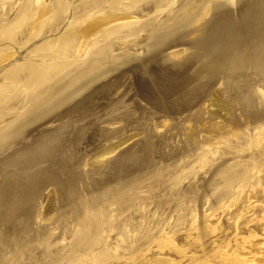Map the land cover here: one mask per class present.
<instances>
[{
    "label": "rangeland",
    "instance_id": "rangeland-1",
    "mask_svg": "<svg viewBox=\"0 0 264 264\" xmlns=\"http://www.w3.org/2000/svg\"><path fill=\"white\" fill-rule=\"evenodd\" d=\"M9 1L10 0H0V22L4 21V19L15 22V18L23 6V3L27 2V0ZM61 1L62 0L59 2L58 0L56 3L59 4ZM64 1L65 0H63V2ZM231 1L163 0L160 5L159 3L149 4L147 0H145V2L143 0H138V2H136L137 4L131 2L130 4L134 5L133 7H136V9L138 8L137 10L140 11L138 13V11L129 4L130 7H132L131 10L133 11L134 9L136 15L137 13L140 14V16L142 15L140 18H138L139 15H137L138 17L135 16L134 19L139 20H133L135 23L139 22V24L142 25L138 26L140 27L139 29L136 27V31L134 29L130 30V28L127 30L124 29L125 31H118L115 33V36H109L111 38L110 40L109 37L105 40L106 44L105 41L101 44H104L105 46L103 45V47L107 50L105 51L101 46L103 54L108 52L104 55L106 58L112 57L113 52L115 51L113 58H115L114 63L116 65L109 62L103 63L104 65L102 63L95 65L94 68H98V71L101 70L98 72L100 76L86 72L89 67L92 70V65L89 66V64L85 62V65L77 64V62L82 63L88 55L86 58L83 56L80 60H77V62L72 63V65L76 64L78 69H75L77 68L76 65L71 66L69 64L68 67L70 68L71 66L70 70L72 71L66 67L67 71L64 70L62 72H66V75L62 73L59 74L57 70L54 71L49 69V66L47 65L52 64L55 61L53 59H56L55 57H57L58 54L53 53V55H51L49 54L51 51H49L48 47L45 49L46 45L44 43H46L45 38H47V35L39 37V39L36 38V42L38 41L39 43L40 40L41 44H38L33 40V43L25 45L26 48H21V50L24 49L20 53L21 57L25 55L24 57L27 56L28 58H26V60H24L25 58H21L22 61L27 62L28 60L30 63V60L35 57L33 61H36L37 59V61H41V68L43 70L42 72L40 67L32 66L33 68L30 67V70L28 68L25 72L26 76L29 78L31 74L37 75L39 72L40 75L43 74L44 76V69H49V72H47L48 70H45L47 74H45L46 77H44L48 80L46 83L52 85V91H50V85H48V87L45 88V91H48V93L44 91L39 94L41 91L34 89V86H24V84L20 82L12 83L10 81V83L8 79L0 80V123L2 124H0V261L2 264H13V262H16L17 264H33L34 262H36L34 264H59L56 263V261L59 262L58 259H60L59 257L62 254H64L62 257H64L65 254H68L67 257H72L71 255L74 257V253L76 251L79 252L80 249L82 250L86 245L89 247L93 246L92 244H89L91 238H89V240L86 238H88L90 234L93 236L94 233L96 234V232L98 233V231L104 229H101V227H103L104 219L101 220L100 218H105L106 211L109 209L107 202L110 201L109 199L111 195V198H114L123 193V184L127 179H135L138 178V176L140 178L142 173H144L142 178L146 175L150 176L148 173L149 171L152 172V168L153 172L152 174H149L155 176L154 179H163L165 178L164 176L170 178L172 176L171 179L174 178V181H177V179H187L193 182L194 180L202 181L207 180L208 178L213 181V179H216L221 175L218 171L223 164L229 161V163H232L231 160L234 159L239 163L238 167L240 168L237 167L239 170H243L242 167H244L247 162H249V165L252 164L253 166L256 161L258 164L264 163V156L262 159L260 153L256 152V147L254 150V146L250 147V150L248 148V151L246 149L248 146L246 145L249 142H245L244 140L246 138V141H248V135L251 136L257 132V129H253V127L264 121V106L257 105L258 101L256 97V94L260 96L259 90L257 91V89H259V87L260 89L264 88V0ZM128 2L129 1H127V3ZM43 3L44 2H41L40 6L46 3L48 4L49 2ZM69 3L71 5L70 9L68 12L60 13L61 15H59L58 8H50L53 10L49 9L48 13L51 15L49 17L54 18L56 16L52 24L55 28H52L49 37H53L57 30L59 32V30L61 31L66 28L69 22H81L84 18L83 11L85 7H83V4H80L77 0H71ZM171 7H173V9H171ZM164 8L171 11L166 13L167 10L163 11L165 10ZM90 10L92 11L91 13ZM90 10H85L84 13H87L86 11H88L90 15L96 13L92 9ZM88 13L86 15H88ZM47 15L45 19L49 18ZM73 16H78L77 18H81V20L78 19L74 21ZM131 20L127 21L130 23ZM77 24H79V22ZM60 25L61 27H59ZM146 25L150 26L146 27ZM128 30L133 31L134 33ZM37 31L34 33L36 34ZM34 33L30 35L31 38L34 36ZM146 42H151V49H146V47L150 46L147 45ZM34 44L36 46H34ZM28 45H30L29 49L33 46L37 49L33 48L29 50L27 48ZM40 45L43 48H41ZM102 49L99 53H101ZM25 51L26 53L32 51L33 56H30V54L29 57L27 55L28 53H24ZM36 51L37 54H35ZM128 51L131 52L129 53ZM89 52L90 51H88L87 54ZM116 52L119 53L118 56L121 54L122 56L125 55L124 57L119 56V58H121L120 60L118 59ZM127 55H129V58L126 57ZM122 60H125L126 63ZM86 64H88V67ZM120 64L124 65L121 66ZM99 65L103 66L100 67ZM84 66H86L87 69L86 67L84 68ZM116 66H118V68ZM106 67L107 69H105ZM37 68L39 69L37 70ZM36 70L38 73H36ZM79 70L80 72H78ZM68 71L70 72L68 73ZM74 71L77 72L74 74ZM50 72H54L53 76L49 75ZM61 75H64V78L61 77ZM78 75H80L81 80ZM73 76L78 78V81L76 79L74 85H80L69 86V89L66 88V92H60L56 98L61 97V94L63 95L64 93H67L68 90H72L73 86H79V89H76V91L74 90V93H70L69 97L67 96L64 101L62 99L63 103L60 100L61 103L55 106H48L49 109H47V112H43V117L39 116L35 120L29 116L30 114H26V112L35 105V99H30L33 94H39L38 99L43 98V102H50L56 91L55 89L57 88V90H59L63 85L69 84L71 77L74 78ZM97 76L100 77H98L99 80ZM58 77L60 80L62 78L66 79V82L62 79V83ZM95 77L96 79L94 80ZM225 78L230 81L231 86L236 87L235 92L240 91L242 95L233 93V98L230 101V97L228 96L229 93L225 90V87H223V80H225ZM3 81L5 88H3L4 86L1 84ZM54 83H56V85ZM43 85L45 87L46 84ZM27 86L29 88H27ZM218 88L219 90H222H220L221 92L219 94H221V100L226 103L225 107H227V117L224 120L228 123L227 125L229 128L234 131L235 135L230 139L223 136L217 142L216 149H218L214 150L213 154V152H208L206 149L207 147L203 145V138L206 135L200 133V127L205 123H213L216 115L213 112L203 115L204 113L201 106L207 99H209L212 91H215V89L217 90ZM254 91H257V93ZM124 109L126 110L124 111ZM105 111L107 113H105ZM112 112H114L113 115L111 114ZM119 112H121V114ZM19 113L20 115L22 113L23 116L21 117ZM17 116L19 120L17 119ZM110 116H114L112 117L113 120ZM121 116L126 118L125 122H123L124 120H122L123 118ZM13 118L14 120L17 119V121L14 122V120H12ZM105 118L107 119V122H104L106 121ZM28 120L30 123L32 122V124L28 123ZM10 121L12 122L10 123ZM112 122L114 124H112ZM181 123L184 124L182 125ZM194 124L196 127H194ZM6 125L7 127H5ZM106 126H109L108 128L110 129H107ZM133 128H136L137 131L132 132ZM18 129L19 131L17 132ZM118 129H122V132H119ZM151 129L153 133H151ZM127 133L129 135H127ZM133 134L134 136H131ZM158 134H160V136ZM10 136H12V139L9 138ZM15 136L16 138H14ZM3 137L6 139H3ZM125 137H130V139L128 138L129 140L126 142L124 140V143L120 146L121 149H117L118 154L116 153V155L109 160V165L102 166L101 164L99 165L96 163L87 165V162H84L85 157L94 154V148L107 144V140L110 139L114 142L117 141V139L119 140L120 138L123 139ZM206 137L212 140L213 136ZM223 139L227 140L223 141ZM195 140H197L196 143ZM192 141L194 143H192ZM235 141H238L239 145H234ZM205 142L210 143L213 142V140H205ZM197 143L199 144L197 145ZM197 146L203 148L199 149ZM204 149H206L207 156L205 157V160L207 164L205 160L200 159V156L202 157V155L205 154ZM223 149L224 152L226 149L227 154L223 153ZM198 150H200V152ZM219 150L221 153H218ZM232 151L233 155H231ZM229 152H231V154ZM235 153L237 155L236 157ZM117 155H119V157ZM192 157H194L193 160ZM213 157L215 158L213 159ZM172 159L175 162H173ZM176 159L178 160L177 164ZM189 160L191 161L189 165H183V161L187 162ZM223 161L226 162L224 163ZM198 162L200 163L199 167H202L200 168L201 171L199 170V167L196 171V164L198 165ZM245 168L246 167H244V169ZM170 169L176 170L171 172ZM158 170H165L168 172L159 176ZM245 170H247V168ZM249 170L250 169H248V171ZM139 172L141 175H138L140 174ZM117 187L118 189H116ZM48 190H53V196L56 197L53 212L54 215L49 217L52 220H42L43 216L41 217L40 215L43 214V209H41L42 207L40 208V206H43V201L46 198L44 196L45 194L47 196V192H49ZM135 193H138V191L134 189L128 191V194L130 195L132 194L136 196ZM160 193L162 194V192ZM160 193H158V196L161 195ZM39 211L42 212L40 213ZM39 213L40 215H38ZM56 224L58 226H56ZM79 226H82V228L78 232ZM60 233H64V237L62 234L60 235ZM83 235L85 239L83 238ZM61 238L62 240L64 238V241H62ZM62 244H65L69 251L66 249L65 245L61 246ZM89 247L86 248L89 249ZM63 249H65V252ZM89 250L93 251L94 249ZM29 251L30 253H28ZM59 253L61 255L57 257ZM47 254L49 256H47ZM54 257H56V259ZM9 261L12 262L8 263Z\"/></svg>",
    "mask_w": 264,
    "mask_h": 264
},
{
    "label": "bare ground",
    "instance_id": "bare-ground-1",
    "mask_svg": "<svg viewBox=\"0 0 264 264\" xmlns=\"http://www.w3.org/2000/svg\"><path fill=\"white\" fill-rule=\"evenodd\" d=\"M22 1H24V0H22ZM56 1H58V0H30V1L27 0V2L23 3V6L19 10V13L17 12L18 15L16 14L17 17L15 18L16 19L15 22L14 21L13 22L7 21L6 19H4V21L0 22V80L1 79H6V80L8 79L9 82L11 81L12 83L13 82H15V83L20 82V83L24 84V86H26V85L34 86V89H36L37 91L38 90L41 91L39 94L44 92L45 88H47L48 85H50V84L46 83V81H48L45 79V77H46L45 74H47L45 72L46 69H44V73H45L44 74L45 77H44L42 74L43 70L41 68L42 67V65L40 63L41 61H37L38 59L36 61H33V59L35 58V57H33V59L30 58L31 59L30 63L28 62V60H27V62H25V61L23 62L22 59L25 58L24 60H26L27 56L24 57L25 55L23 54L24 56L21 57L20 53L22 50H24V49L21 50V48L25 47L26 44L33 43V40H35V42H36V38L39 39V37H42L45 35H47L46 36L47 38H45L46 43H44L46 45L45 49L48 47V49H49V51H51V53L49 51L48 52L51 55H53V53L58 54V56L56 54V56H57V57H55L56 59H53L55 61L52 64L47 65V66H49V69L54 70V71L57 70V72L59 74H61L64 70L69 68L68 67L69 64L71 66H73L74 64L72 65V63L77 62V60H80V58H82L83 56L86 58V56L88 55L86 59L84 58L85 60L82 63L77 62V64H79V65L84 64L85 65V63H88L89 66L92 65L93 68L91 70V68L89 67L88 71H86V72L89 74L92 73L93 75H99L98 72H100L101 70L98 71V68H94L95 65H97L99 63L103 64V63H107V62H109V63L115 62V60H114L115 58H113L115 51L113 52L112 57L106 58L104 55H106L108 52L106 54H103V49H104L103 45L104 44L103 45H101V44L104 43V41L109 36H111V35L115 36V33H117L118 31L119 32L121 30L125 31L128 28H130V30L131 29L135 30L136 27L142 25V24H139V22L135 23V21H134V20H139V19H134L135 16L139 15V17L137 16L138 18H140L142 16V15L140 16V14H138L140 10L138 11L137 10L138 8L136 9V7H133L134 5L130 4L131 2L133 4L134 3L137 4L136 2H138V0H126V1L125 0H77V2H79L80 4L82 3L83 7H85L84 11L88 10V9L89 10L92 9L96 13L95 14L92 13L90 15L88 13V11H86L88 13V15H86L87 13H84V11H83V17L84 18L82 20H81L82 16L80 14L79 15L81 16V18H77L78 16H76V17L73 16L74 21L80 19L81 22L78 21L79 24H77L78 22L75 23V22L71 21L67 24L66 28H64L61 31L59 30V32L57 30L56 31L57 33L55 32V35L53 34L54 35L53 37H49V33L52 31V28H55V27H53L54 25H52V24H53L54 18L56 17L55 15H54L55 16L54 18L49 17V16H51L48 13L49 9L50 8H53V9L58 8L59 15H61L60 13H64L66 11L68 12V10L71 7V5L69 3V1H71V0H65L64 2L62 0L61 1L62 4L59 3L60 5L58 3H56ZM127 1H129V2L127 3ZM143 1L145 2V0H143ZM147 1L149 4L150 3H155V4L159 3V5H160V3L163 0H147ZM187 1H189V0H187ZM211 1L216 2L219 0H211ZM9 2H11V0ZM41 2H44V3L49 2V3L48 4L43 3L44 5L41 4L42 6H40ZM59 2H60V0H59ZM222 2H224V1H222ZM225 2H226V0H225ZM143 3H141V4H143ZM129 4L136 11H138L137 15H136L134 9H133V11L131 10L132 7H130ZM145 4H147V3H145ZM166 6H168V5H166ZM170 6H171V4H170ZM163 7H165V6H163ZM53 9H50V10H53ZM171 9H173V7H171ZM159 10H160V7H159ZM166 10L167 9H165L163 11H166ZM76 11H77V9H76ZM78 11H79V9H78ZM167 11H166V13H169V11H171V10H169L168 12ZM55 12H56V10H55ZM91 12L92 11L90 10V13ZM47 13H48V15H47ZM53 13H54V11H53ZM152 13H155V12H152ZM51 14H52V12H51ZM46 15L49 17L48 19H45ZM127 20L128 21L131 20V22L129 23ZM147 26L148 25H146V27ZM59 27H61V25ZM143 27H144V25H143ZM139 28L140 27H138V29ZM130 30H128V31H130ZM35 31H37L36 34L34 33ZM130 32H133V31H130ZM32 33H34V36L31 38L30 35ZM165 35H167V34H165ZM171 36H169V37H171ZM175 37H176V35H175ZM30 39H32V40H30ZM110 39L111 38L109 37V40ZM41 42L43 43L42 40H41ZM151 42H153V41H151ZM36 43H38V41ZM39 43H40V40H39ZM146 43H147V45H150L149 42H146ZM105 44H106V41H105ZM119 45H120V43H119ZM159 45H161V44H159ZM29 46L30 45H28V47H27L28 49H29ZM34 46H36V45L34 44ZM34 46L31 49L36 48ZM37 46H39V45H37ZM101 46L103 47V49ZM145 46H146V44H145ZM151 46L152 45L146 47V49L147 48L151 49ZM40 47H41V45H40ZM41 48H43V47H41ZM31 49H29V50H31ZM36 49H34V50H36ZM101 49H102V51H101V53H99V51ZM37 51L35 54H37ZM88 51H90V52L87 54ZM105 51H107V50H105ZM29 52H31V53H29ZM29 52H27L28 54L26 53V51L24 53H26L28 56L30 54H31L30 56H33L32 51H29ZM96 52H98V53H96ZM35 54H34V56H35ZM49 54H48V56H49ZM118 54L119 53H117V56H118ZM124 55L122 56V54H121L119 56L124 57ZM174 55H175V53H174ZM109 56H111V55H109ZM119 56H118V59L121 60V58H119ZM128 56L129 55H127L126 57H128ZM31 61H33V62H31ZM122 61L125 62V60H122ZM119 62H121V61H119ZM39 64H40V66H39ZM88 64H86L87 67H88ZM124 64H122V65H124ZM113 65H116V64L114 63ZM32 66L40 67V70H42V72H41L42 75L39 74L40 72L38 73L37 70L39 68H37L36 73H38L39 75L38 74L37 75L31 74V76L28 78L26 76L25 72L27 71L28 68L30 70V67H32ZM71 66H70V68H71ZM99 66L102 67L101 65H99ZM85 67L86 66H84V68ZM87 67H86V69H87ZM116 67L118 68V66H116ZM70 68H69V70H70ZM49 69H47L48 71L47 70L46 71L49 72ZM75 69H78V66ZM80 69H82V68H80ZM105 69H107V67ZM254 70H255V68H254ZM70 71H72V70H70ZM70 71H68V73ZM75 72H77V71H74V74H75ZM78 72H80V70ZM71 73H73V72H71ZM83 73H85V72H83ZM53 74H54V72L53 73L50 72L49 75L53 76ZM62 74L66 75V72L62 73ZM64 75H61V77H63ZM206 75H208V74H206ZM68 76H70V75H68ZM78 76L80 77V75H78ZM99 76H97V78ZM88 77H89V75H88ZM103 77H104V75H103ZM99 78H98V80H99ZM58 79H59V77H58ZM62 79L61 80L59 79L60 81H62V83H63V80H65V82H66V79H63V80ZM76 79L78 81L77 77H74V78L71 77V81L69 82V84L63 85L62 88L59 90H57V88H56L55 89L56 91L54 92L53 98L51 99L50 102H43L42 101L43 98L38 99L39 94L36 95V93L33 94V92H32L33 95L30 99L31 100L35 99L36 102H35L34 107L31 108L28 112H26V114H30L29 116L32 117L33 120H35L37 117L42 116L43 112H45V111L47 112V109H49L48 106L49 107L52 105L55 106V105L61 103L62 99L64 101V99L67 98V96L69 97L70 93H72L74 90L76 91V89L77 90L79 89L78 88L79 86L74 87V86L80 85V84L74 85ZM79 79L81 80V77ZM95 79H96V77L94 78V80ZM6 80H5V82H6ZM22 80H24V81H22ZM94 80H93V82H94ZM223 81H224L223 87H225V90L229 93L228 96L230 97L229 98L230 101L233 98L232 97L233 93H237L238 95L241 94L240 91L235 92L236 87L231 86L229 80H226V78H225V80H223ZM50 82H51V80H50ZM3 83H4V81L1 84H3ZM77 83H79V82H77ZM43 84H46L45 87ZM54 84L56 85V83H54ZM71 85H74L72 90H68L67 93H64L63 95L61 94V97L56 98V96L59 95L60 92H62V93L64 91L66 92V88L69 89L68 87ZM3 86H4V84H3ZM18 86H19V84H18ZM28 86H27V88H29ZM51 86L52 85L49 86L50 89L52 88ZM3 88H5V86ZM42 88H44V89H42ZM87 88H88V86H87ZM209 88H210V86H209ZM209 88H208V90H209ZM263 89H260V87H259V89H257V91L259 90L260 96H258V94H256L257 96L255 95L257 97V101H258L257 105L259 104L260 106H264V90ZM31 90H32V88H31ZM220 90L218 88L217 90L215 89V91H212L211 94L209 93L210 94L209 99H207L205 102L203 101L204 103L201 106V109L203 110V113H204V114L202 113L203 115H206L210 112H213L216 115L214 122L212 121L213 123H205L200 127V133H202L206 136H209V137L213 136L212 137L213 142H210V143L205 142V140L206 141L207 140L212 141L210 138L208 139L206 136L203 138L204 139L203 145L207 147V148L206 147L205 148L207 149L208 152H210V153L213 152V154H214V150L218 149V148L216 149L217 142L223 136L230 139V138H233V136L235 135L234 131L229 128V126L227 125L228 123H226L224 120L227 117V107H225L226 103L221 100L222 96L219 93L222 90L221 91ZM50 91H52V89ZM257 91L256 92L254 91V92L257 93ZM7 92H9V91H7ZM45 92L48 93V91H45ZM251 92H253V91H251ZM52 93H51V95H52ZM26 94H28V93H26ZM237 94H236V96L238 97ZM248 94H249V92H248ZM11 95H12V93H11ZM249 96H252V95H249ZM60 100H61V102H60ZM252 101H254V100H252ZM125 110L126 109H124V111ZM48 112H49V110H48ZM105 113H107V112L105 111ZM113 113L114 112H112L111 114L113 115ZM119 113L121 114V112H119ZM12 114H14V113H12ZM16 114H18V113H16ZM19 115H20V113H19ZM10 116H11V114H10ZM15 116H14V118H15ZM20 116L22 117L23 114L21 113ZM112 117H114V116H112ZM14 118L12 120H14ZM122 118H123L122 120H124L123 122H125L126 118H124V117H122ZM17 119L19 120L18 116H17ZM17 119L14 120V122L17 121ZM200 119H203V118H200ZM5 120H4V123H5ZM105 120L106 121H104V122H107L106 118H105ZM112 120H113V118H112ZM11 122L12 121H10V123ZM28 123H30L29 120H28ZM28 123H27V125H28ZM258 123H259V121H258ZM30 124H32V122ZM112 124H114V123L112 122ZM1 125H0V127H1ZM7 125L5 127H7ZM196 125H197V123H196ZM196 125L194 127H196ZM109 126H106V128L110 129V128H108ZM147 127L150 128L149 126H147ZM21 128H22V126H21ZM148 128H147V130H148ZM154 128H155V126H154ZM164 128H165V126H164ZM4 129H6V128H4ZM122 129L121 130L118 129V131L122 132ZM253 129H257V132H255L251 136L248 134H247L248 137L245 136V137H247V140H248V141H246V138H245L244 139L245 142H249L246 145V146H248L246 149L248 150V148H249V150H250L251 149L250 147L254 146V150H255V147H256V152L260 153V155L262 156V159H263V156H264V121L262 123L260 122L257 126L253 127ZM18 131H19V129L17 130V132ZM133 131H137V129L133 128L132 132ZM155 131H156V128H155ZM183 131H185V130H183ZM193 131H190V132H193ZM251 131H253V130H251ZM148 132H149V130H148ZM151 133H153L152 129H151ZM106 135H108V134H106ZM127 135H129V134L127 133ZM158 135L160 136V134H158ZM121 136H122V134H121ZM131 136H134V134ZM11 137L12 136H10L9 138H11ZM130 137H125L123 139L120 138L119 140L117 139V141H114V142H113V140L111 141L110 139L107 140V144L100 145V146L94 148V150H93L94 154H92L91 156L85 157L84 162L86 161L87 165L88 164L92 165V163H94V164L96 163L99 165L101 164L102 166L109 165V163H110L109 160H111L114 157V155H116L117 149L120 150L121 149L120 146L124 143V140L126 142L127 140L130 139ZM9 138H8V140H9ZM14 138H16V136ZM3 139H6V138L3 137ZM198 139H200V138H198ZM226 140L223 139V141H226ZM234 140H236V139H234ZM196 141L197 140H195V143H196ZM192 143H194V142L192 141ZM198 144L199 143H197V145ZM235 144L239 145V142L235 141L234 145ZM125 146H126V144H125ZM197 147H199V146H197ZM192 148H193V146H192ZM200 148H203V147H199V149ZM234 148H235V146H234ZM206 149H204L205 154H203L202 157L200 156L201 160H205V157L207 156ZM198 151L200 152V150H198ZM233 151H232V154H231V152H229V153L231 155H233ZM218 153H221L220 150ZM223 153H226V149H225V152L223 149ZM189 154H191V153H189ZM215 154H217V153H215ZM230 154H229V156H230ZM191 155H193V154H191ZM117 156L119 157V155H117ZM236 156L237 155L235 153V157ZM193 158L194 157H192V160H193ZM214 158L215 157H213V159ZM254 158H255V156H254ZM257 158H258V156H257ZM174 160H173V162H175ZM181 161H179V162H181ZM244 161H246V160H244ZM190 162H191L190 160L187 162L183 161V165H185V166L189 165ZM199 162H200V160H199ZM201 162H204V161H201ZM205 162H206V160H205ZM223 162L225 163L226 161H223ZM229 162L223 164V166L218 171V173L220 172L221 175L217 174L220 176L216 179L212 178L213 181L209 180V178H208L207 180H202V181L201 180H199V181L194 180L192 182V181H189L187 179H183V177H182L183 180L177 179V181L175 180L176 181L175 182L173 180L174 178L171 179L172 176L170 178H167L166 176H164L165 178H163V179H154L155 176L151 175L153 172V168H152V172L149 171V173H151V174L148 173V175H150V176L146 175L147 177L145 176L142 178L144 173H142V175H141V173L139 172L140 174H138V175H141L140 178L138 176V178H135V179L134 178H132V179L130 178V180L127 179V181L124 182V184L122 183L124 185V192L123 193L120 192L121 194L114 197V198H111L112 197V195H111V197L109 199L110 201L107 202L109 209L106 211L105 218L104 217L100 218L101 220L104 219L103 227L100 226L101 229L102 228H104V229L101 231H98V233L96 232V234L94 233L93 236H92V234H90L88 236V238H86L88 240H89V238H91V240H90L91 243L89 242V244L93 245L91 247L86 245V247H89V249H94V250L93 251L89 250L88 248L83 246L84 248L82 250L80 249L79 252H77L75 249L76 252L74 253L75 254L74 257H73V255H71L72 257H70V256L67 257L68 254H65V256L62 257V255H64V254L61 255L59 253V255L57 257H59L60 255L61 256L59 257L60 259H58L59 262L56 261V263H59V264H264V163L261 164L259 162L260 164H258V163H256L257 161L255 162V159H254L255 165L253 166L251 164L253 166L252 167L251 165L248 164L249 162L246 161L247 163H245L246 165L244 167H246L247 170H245L246 168L244 169V167H242L243 170H239L238 169V168H240V167H238L239 163L235 159L231 160L232 163H229ZM177 163H178V160L176 161V164ZM210 163H212V162H210ZM252 163H253V161H252ZM168 164H166V165L169 166ZM206 164H207V162H206ZM241 165H242V163H241ZM199 166H200V163L198 165L196 164V171H197V168ZM213 166H214V163H213ZM219 166H220V164H219ZM94 167H95V165H94ZM161 167H162V165H161ZM200 168H202V167H199V170H200ZM155 169H158V168H155ZM214 169H215V167H214ZM248 169H250V170L248 171ZM175 170L176 169H172V170L170 169L171 172H173ZM154 172H156V171H154ZM166 172H168V171H165V170L159 171V176L164 175ZM145 174H147V173H145ZM115 186H116V184H115ZM116 189H118V187ZM133 189L138 191V193H135L137 197L135 195L128 194V191H131ZM121 190H123V189H121ZM48 191L49 192H47V196H46V194L44 196L46 198L43 201L44 202L43 206L42 205L40 206V208L42 207L41 209H43L42 210L43 214L40 215V213L42 211L41 212L39 211L40 213L38 214L41 217L43 216L42 220L50 219L49 217L54 215L53 212H54L55 198L56 197L53 196V192H54L53 190H48ZM108 191H107V193H108ZM160 192H162V194ZM158 193H160L161 195L159 194L160 196H158ZM111 194H112V192H111ZM143 194H145V195H143ZM96 203H97V201H96ZM91 205H89V206H91ZM90 211H89V213H90ZM100 219H98V220H100ZM50 220H52V219H50ZM84 220H86V219H84ZM45 222H47V221H45ZM57 224H56V226H58ZM85 227H86V225H85ZM78 228H79L78 229V232H79V230L82 228V226L81 227L79 226ZM88 230H89V228H88ZM37 234H38V232H37ZM61 234L62 233H60V235ZM63 234H62V236H63ZM83 234H84V232H83ZM78 237H79V235H78ZM83 238L85 239L84 235H83ZM84 239H82V240H84ZM61 240H62V238H61ZM62 241H64V238ZM87 244H88V241H87ZM64 245L65 244H62L61 246H64ZM65 247H66V245H65ZM67 248L68 247H66V249ZM24 250H25V248H24ZM64 250L65 249H63V251ZM30 251L28 253H30ZM31 253H32V251H31ZM45 254H46V252H45ZM55 255H57V254H55ZM47 256H49V255L47 254ZM11 257H13V256H11ZM51 257H52V255H51ZM54 258L56 259V257H54ZM15 261H17V260H15ZM6 262H7V260H6ZM10 262H12V261H9L8 263H10ZM54 262H55V260H54ZM0 263H1V261H0ZM34 263H36V262H34ZM13 264H17V263L13 262ZM53 264H55V263H53Z\"/></svg>",
    "mask_w": 264,
    "mask_h": 264
}]
</instances>
